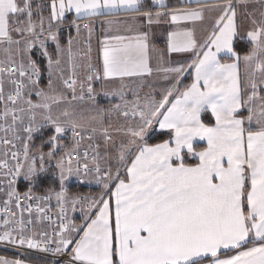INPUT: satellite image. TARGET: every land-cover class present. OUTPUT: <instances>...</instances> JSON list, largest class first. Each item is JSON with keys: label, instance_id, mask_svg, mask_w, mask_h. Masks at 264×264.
Here are the masks:
<instances>
[{"label": "snow or ice", "instance_id": "6c2138e0", "mask_svg": "<svg viewBox=\"0 0 264 264\" xmlns=\"http://www.w3.org/2000/svg\"><path fill=\"white\" fill-rule=\"evenodd\" d=\"M152 3L159 7L155 16L145 10L143 0H0V44L21 58L19 64L11 58L0 63V119L5 133L27 134L22 151L11 153L15 165L0 163L6 169L3 175L11 176L0 208V243L67 255L63 264H264V0H196L199 10L170 8L165 0ZM250 5L258 8L259 17L247 12L250 27L242 35L237 10ZM205 10L214 13L213 23L198 41L193 30L180 25L203 21ZM69 13H74L70 21ZM121 13L145 17L149 26H177L168 32V52L191 53V58L164 68L167 83L159 89L153 85L142 98L135 91L131 100L122 90L105 92L120 101L113 110L124 122L115 127L104 126L103 109L86 116L87 110L65 106L57 114L54 106L66 97L57 94L53 77L65 51L72 58L71 37L67 50L61 44L62 26L79 33L78 21L91 23ZM88 31L91 35L90 26ZM147 38L145 33L126 44L104 41L102 76L97 71L78 81L73 69L70 77H61L71 100L83 101L86 95L94 100L93 80L151 76ZM242 39L250 45L243 56L235 47ZM34 50L47 61L49 91L40 87L42 67L33 59ZM5 77L14 86L19 78V86L6 97ZM46 128L52 130L48 151L41 144L34 155L33 134ZM157 132L160 142L150 143ZM69 133L72 143L66 145L63 139ZM85 140L95 143L91 163L88 151L80 150ZM3 143L16 147L7 138ZM74 155L79 157L75 164ZM53 159L60 190L35 197L43 202L35 207L20 204L15 187L19 178L28 182L23 199L29 201L32 186L50 170ZM73 176L95 184L98 195L69 197L66 182ZM53 196L56 221L49 215L52 209L44 206ZM44 221L55 223L54 239L35 230ZM0 264L24 261L0 257Z\"/></svg>", "mask_w": 264, "mask_h": 264}, {"label": "crops", "instance_id": "0c3cea01", "mask_svg": "<svg viewBox=\"0 0 264 264\" xmlns=\"http://www.w3.org/2000/svg\"><path fill=\"white\" fill-rule=\"evenodd\" d=\"M36 3L47 4L48 0H35ZM179 7H174L178 10H189L197 9L199 10V5L196 0H176ZM144 7L147 5L149 9H152L153 16L159 7L153 5L152 0H143ZM165 4L170 7L169 0H165ZM173 8V7H170ZM255 12L256 16L259 17V10L257 7L250 5L249 9L243 10L238 9L237 12V23L240 27L242 35H246L245 30L250 27V22L245 20L244 17L247 12ZM48 11L45 9L43 15L45 18L48 16ZM214 13L205 10V18L203 21H187L182 22L180 28L183 29L185 25L187 28L193 30L194 36L198 41H202L206 35V32H210L211 25L213 23ZM69 21L74 17V13L67 14ZM81 23L80 32L77 33L75 27L62 26L64 29L69 30L70 37L72 39L71 50H75L80 57L83 56L84 60L80 62H71L74 64L73 68L76 73L81 71V63L87 65L88 69L92 68L97 70L101 76L103 74V47L104 41H108L112 45L126 44L134 41V38L147 33V56L149 66L152 68L151 76L145 77H125L123 79L115 78L112 80H100V87L95 92L96 99L104 100L108 99L105 96V92L112 93L113 91H120L126 88L132 89H149L153 90L152 86L155 85L157 89L167 81L163 79L165 76L164 68L177 66V62H183L189 60L192 56L191 53H169L168 52V32L176 30L175 25L171 23H153L151 26L148 25L147 19L145 17L136 15L135 13H121L112 17H99L92 21H78ZM45 26H47V19H45ZM92 28L91 35H89L88 28ZM115 37H124L123 41H118L114 39ZM245 43H248L246 39H242ZM249 44V43H248ZM250 50V48H249ZM248 50V51H249ZM243 56L245 53H240ZM77 56V55H75ZM80 59V58H79ZM71 63V64H72ZM77 68V69H76ZM240 75L241 78H245V68L243 61L240 64ZM86 76V74H85ZM81 77V76H79ZM85 78V77H84ZM78 80V79H77ZM78 81H83L82 79ZM186 83H190V79L186 78ZM2 107L0 106V112ZM70 197V196H69ZM79 217V211L75 214ZM77 223L79 220L77 219ZM0 257H5L9 260L21 259L10 256H4L0 254ZM24 264H35L28 262L24 259ZM52 264V263H49Z\"/></svg>", "mask_w": 264, "mask_h": 264}, {"label": "rangeland", "instance_id": "374dc122", "mask_svg": "<svg viewBox=\"0 0 264 264\" xmlns=\"http://www.w3.org/2000/svg\"><path fill=\"white\" fill-rule=\"evenodd\" d=\"M64 33H67L66 35H63L66 38L67 43L63 47L65 48V50H67L68 40L70 38L68 28L67 29H64L63 27L61 28V34L60 35H62ZM48 47L50 49H52L53 51L55 50V45L51 44L50 41L48 43ZM34 53H36L37 56H39V58L42 61H44V65H46V75L45 76L47 77L48 73H47V61H46V59L44 57H42L40 55V53L38 51H36V50H34V52H33V59H34ZM75 55H77V56H75ZM10 58L14 59L17 64H19L21 62L20 56L15 54L13 51H11L8 45L0 44V63L7 62ZM71 60H72V62H75V61L76 62H80L81 60L83 61L84 58H83V56L80 57V54L78 55V53L75 50H72V58H71ZM71 60H69L68 55H67V51H65V55H63L61 57V65L59 67V70L55 73V75L53 77L54 86H55L57 94H61L62 93L66 97V100L59 107L54 106L55 112L58 114L59 111L61 110V108L65 107V106H68L70 108H75L77 111L87 110V111H85V115L87 116V115H95L96 114V111H95L96 109H103L104 110L103 121H104V126L105 127H108L109 125L115 127V126L123 123L124 122V118L122 116L116 114V112L113 110L114 109V104L115 103H120L118 97H115V96H112V95H108V96H106V98H108L106 101H105V99L99 101L98 99H96V97H95L94 100H92V99H88L86 96H85V99L83 101H81V100L72 101L71 100V92L66 90L63 87V83H62V79H61V77L68 78V77H70L72 75L73 69H74L73 68L74 64L71 62ZM92 72H97V70L90 68L87 71V65L81 63V71H80V73H76L75 72V75H76V78L78 80L79 79L81 80L82 77H83V81H84V79H85L84 77H87ZM85 74H86V76H85ZM79 76H81V77H79ZM46 80H47V78H46ZM7 86H8V84L3 85V91H4L5 97L8 95V93H10L9 87H7ZM40 87H42V86L40 85ZM42 88H44L45 91H49V89L47 88V82H46V85L44 87H42ZM77 91H79V89ZM122 91L124 92L126 98L129 99V100L135 98V97H133V92L134 91L138 92L141 98L144 97L145 95L149 94L150 92H152L151 90L144 89V88L142 90L139 89V88L138 89H136V88H132V89L131 88L130 89L126 88V89H124ZM69 101H70V103H69ZM3 111L0 112V115H2ZM10 122H11V120L9 118L8 123H10ZM27 123H28V121H27V119H25V124H27ZM3 126H6V123H5V121L3 119H0V142L3 141L5 138H7V139L15 141L16 142V147L13 148L11 152H8V150H6V148H5V146L3 144L0 145V160L1 161H7L8 164L14 165V163H15L14 161L15 160L12 159L11 153L12 152H21L22 151V144H23L24 138H26L27 134L24 133L22 130H19L16 133H13V132L5 133L3 131ZM37 133L33 134V138H34V136ZM16 135H19L22 139L21 140H16L15 139ZM31 142H30V149H31L32 154L39 155V152L41 150H37V151L33 150L31 148ZM117 142H119V141H117ZM71 143H72V137H71ZM94 147H95V143L94 142H92L91 146H90V142L85 140V141H83L81 143L80 150H81V152H83L85 150H91L92 151V148H94ZM101 152H103V148L101 149ZM5 153H7V155H5ZM89 153H90V157H91L92 156V152H89ZM76 157L79 159L78 156H76ZM56 159H59V158L56 157ZM55 162H56L55 159H53L52 161L49 162L54 169H55V167H54ZM90 163H91V161H90ZM102 163H107V162H102ZM46 167H48L47 164H46ZM55 172L58 173V170L55 169ZM20 182L28 184V182L24 181L22 177L19 178L17 184L15 185L17 190L19 188L18 184ZM74 184H79V185H82V186H85V187L88 186L90 188L97 189V186L95 184H87V183H85L83 181V179L77 180L74 176L70 180H68L66 182V187L69 186V185H74ZM7 188L8 187H6L4 194L2 196H0V202L2 204H3V201L5 199H7V196H6ZM21 196H23V193H21ZM34 196H36V195H34ZM44 196H46V195H44ZM88 197H92V196H88ZM39 203L43 204V202H39ZM44 206L52 208V209L54 208V209L58 210L57 201L54 198V196H53V199L50 202H48L46 205H44ZM27 215L28 214H25L26 217H27ZM33 215L35 216V213ZM35 230L37 232L45 231L44 230V222L41 223V224L35 225ZM29 250L30 249L24 248V251H29ZM30 251H32V250H30ZM33 251H39V250H33ZM8 253L12 254L13 252H8ZM13 254H15V253H13ZM19 254H21V255H19ZM19 254H15V256L18 257V258H21V259H24L23 257H21L22 255L26 256L25 253H23L21 251H19Z\"/></svg>", "mask_w": 264, "mask_h": 264}, {"label": "trees", "instance_id": "16d2710c", "mask_svg": "<svg viewBox=\"0 0 264 264\" xmlns=\"http://www.w3.org/2000/svg\"><path fill=\"white\" fill-rule=\"evenodd\" d=\"M170 3V7H179L180 4H178V2H176V0H169ZM145 10H152L149 9L147 7V5L145 6ZM67 33H64L61 35V44L62 46H65L67 43L66 38L63 35H66ZM70 35V33H69ZM235 47L237 49V51H239V53H247V51L250 48V45L248 43H245L243 41L237 40ZM50 53H53L54 51L52 49L49 48ZM34 59H36L42 67V83L41 86L44 87L46 85V65H44V61H42L39 56H37L36 53H34ZM52 133V130L50 128H46V129H42L40 132H38L32 142H31V148L33 150H41V144H43V149L42 151H44L45 153L48 151V147L46 144V140L48 138V136ZM161 140V134L160 133H154L152 134L149 142L150 143H156V142H160ZM63 143L66 145H71V135L70 133L64 137L63 139ZM63 153H61L62 155ZM57 158H59V156H57ZM19 192L24 193L26 191H28V187L29 185L26 183H22L20 182L19 184ZM52 190L53 192L55 191H59V182H58V178H57V172H55V169L53 167L50 168L49 171L45 172L44 174H42L36 181V183L34 184V186H32V192L34 195L36 196H44L47 195L48 192ZM67 191H68V195L70 197H85V196H96L98 195L97 189L94 188H90L88 186H82L79 184H74V185H69L67 186ZM1 255L4 256H10V257H15V254H11L8 252H3L0 251ZM23 257V256H21ZM24 260L28 261V262H32L35 264H49L50 262L44 259H37L34 257H23Z\"/></svg>", "mask_w": 264, "mask_h": 264}, {"label": "built area", "instance_id": "2783aa9c", "mask_svg": "<svg viewBox=\"0 0 264 264\" xmlns=\"http://www.w3.org/2000/svg\"><path fill=\"white\" fill-rule=\"evenodd\" d=\"M12 75H13V77H16L17 74L15 72V69L12 70ZM17 80H18L17 85L14 86L8 80V78L5 77L4 78V81H3V85L8 84L7 87H9L10 92H13L14 93V88L19 86V79L17 78ZM84 80H86V77H85ZM92 86H93V88H94V90L96 92V90L100 87V80H93L92 81ZM86 97H87V95H86ZM0 106L2 107V111H3L4 110V103H3V101H0ZM75 139L78 140L79 139V136H77ZM13 142L16 144L15 141H13ZM2 144L5 146L6 150H8V152H11L12 151L13 147L11 145H6V144L3 143V141H1L0 142V145H2ZM87 151H88V153L89 152H92L91 150H87ZM77 159L78 158L74 155L73 156V164H75V162H76ZM90 161H91V157H90V153H89V162ZM2 162H4V161H1L0 160V163H2ZM14 162L16 163V161H14ZM15 163H14V165H15ZM14 165L11 164V166H14ZM4 171H6V169H0V189H3L4 190V191H0V196H2L4 194L6 187H8L7 180L8 179H11V176L10 175L7 176V177H5L3 175V172ZM35 197H37V196H34L33 195L31 200L25 201L23 199V196H21V199H20L19 202L22 205H25L27 203H33V207H35L36 203H39V202L35 201ZM2 207H3V204L0 202V208H2ZM58 211L59 210H56V209L53 208L52 211L49 212V215L52 216L53 221H56V218H57V215H58ZM25 214H27V213H25ZM54 227H55V223H53L52 225H49V223L47 221H44V230L47 231L50 234V238H53V239L55 238L54 236H52V229ZM0 251H3V252H5V251L6 252H13L15 254H19V251H21V252L25 253V255H26V256L22 255L23 257H28V258L34 257V258L41 259V260L44 259V260L49 261L52 264H63L64 261H66L67 259H69V257L67 255H64V256H53L51 254V251L48 252V253L41 252V251H33V250L32 251H30V250L29 251H24V249H18L17 247H15L13 245H6V244H3V243H0ZM19 255H21V254H19Z\"/></svg>", "mask_w": 264, "mask_h": 264}]
</instances>
